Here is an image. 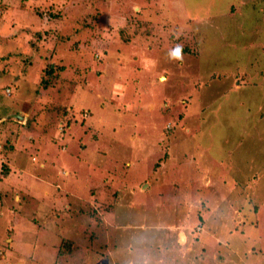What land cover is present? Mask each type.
<instances>
[{
    "label": "rangeland",
    "instance_id": "obj_1",
    "mask_svg": "<svg viewBox=\"0 0 264 264\" xmlns=\"http://www.w3.org/2000/svg\"><path fill=\"white\" fill-rule=\"evenodd\" d=\"M59 1L63 0H0V147L5 141L14 142L11 132L20 129L16 150L10 149L8 155L0 157V162L9 169L11 165L16 167L13 168L16 177L21 173L20 165L27 166L23 172L24 189L19 191L15 182L16 193L22 195L20 202L18 196L5 198L6 189L11 190L8 184L16 178L5 176L6 185H0V238L11 232L5 239L9 246L0 245L3 252L0 264H143L144 243L147 247L158 245L160 252L165 249L174 255L187 252L191 264H235V261L256 264L257 260L258 264H264V221L260 229L262 238L253 241L240 236V250H234L236 238L228 237V223H218L216 233L204 225L201 234L197 233L199 237L190 235L188 228L181 229L185 234L181 230L168 231V166L164 161L168 136L175 132L179 145L184 141L179 115L184 106L190 107L191 100L199 98L198 87L209 88L213 84L205 83V73L202 77L199 72L195 74L198 69L192 68L187 58H198L200 68L206 71L209 68L207 45L215 47L223 39V44H219L222 47L231 41L234 49L230 57L242 48L257 49L254 47L257 37L264 38V0H101L99 9L92 10V6L85 5L90 11L87 13L96 19L94 25L78 26L85 29L90 39L87 43L79 42L78 53L70 52L69 45L65 49L67 53L62 45L53 49L57 39L50 29L60 28L52 17L58 13ZM65 1L61 12L66 10L65 4L72 6L78 0ZM87 1L91 4L92 0ZM231 4L238 14L231 12ZM131 11L135 13L133 18ZM92 26H102L103 31L94 34ZM107 27L110 32L104 31ZM42 28L49 29L50 33ZM123 28L124 32L120 33ZM39 31L43 37L36 41ZM35 41L44 46L40 51L32 47L31 42ZM92 47H95V59L79 53H87ZM181 48H187L188 54H183ZM61 60L67 64L68 71L78 68L82 72L89 66L84 71L90 84L79 89L64 88L60 93L53 89L51 96L37 92L41 68L46 62L61 64ZM204 60L207 67L202 63ZM110 66L116 75L108 73ZM5 84H9L11 91ZM214 91L215 106L220 108L222 116L237 125H250L261 136V142L248 140L239 150H246L242 165L250 168L247 174L250 181L257 182L252 186L264 189V119L257 122L255 108L249 110L247 106L235 104L230 108L229 103L234 101L223 96L221 89L214 88ZM169 102L171 109H168ZM54 104L68 105V116L47 110ZM75 104L88 109L87 126L79 123L83 114L73 115L76 109L70 106ZM245 110L250 115L241 118ZM56 113L60 119L57 123L52 118ZM13 114H25V120L19 122L20 118ZM148 120L157 123L161 130L159 138L158 130L148 124L144 127ZM119 122L126 129L142 131L146 138L151 129L149 139H155L159 145L155 156L136 160V164L129 159L118 160L123 156L120 154H129L126 135L117 137L112 130L111 124ZM194 133L189 135L190 139L204 138ZM227 137L226 134L219 136L221 141ZM116 138L123 152L115 151L109 157L102 155V151L116 149L110 144ZM165 143L167 146L163 149ZM135 154L139 151L133 150L128 156ZM95 187L97 192L93 193ZM117 194L118 199L112 201ZM86 199L100 202L95 205L98 209L90 214L88 206H83L84 212L79 216L78 206ZM68 211L72 214H66ZM153 222L159 223L158 228ZM118 227L124 229L118 231ZM199 238L211 240L203 245L207 253L200 251L201 245L196 241ZM64 248L70 251L63 253ZM249 248L253 249L251 253ZM213 250L219 251L223 259H215Z\"/></svg>",
    "mask_w": 264,
    "mask_h": 264
},
{
    "label": "crops",
    "instance_id": "obj_2",
    "mask_svg": "<svg viewBox=\"0 0 264 264\" xmlns=\"http://www.w3.org/2000/svg\"><path fill=\"white\" fill-rule=\"evenodd\" d=\"M205 83L207 85L208 83H213L214 86L211 84L209 88H205L202 85L198 87L196 91L199 98L197 100L192 99L189 104L190 107L188 105L184 106L183 112L179 114L182 118L181 123L185 133L182 144L179 145L175 132L168 136V151L165 152L164 160L168 166L166 170L168 172V207H170L168 210V231L175 233L177 232L176 230L180 231L188 228L190 235L194 236V234L200 233L204 225L207 226L208 231L213 229L212 232L216 233L215 231L220 227L218 223H228V237L236 238L234 246L237 248L234 250H240L238 246V243L241 242L240 236L247 239L252 238L253 241H258L262 238L260 229L261 224H263L261 221H264V189L262 187H254L257 182H251L248 178L247 174L250 168L242 165L244 164L242 162L243 151L246 153V150H239V147H243L248 140L250 143L253 140L256 142H261L262 140L260 135H256L253 127L232 123L230 118L222 116L220 108L215 106L214 88L218 91L221 89L223 96H226L229 101H234L233 97H239L238 92L241 90L240 81L234 82V91H230L228 88H232L228 86L231 81L219 78L218 75H207ZM235 94H238V97ZM201 103H204L205 106H200ZM231 104L239 106L234 101L229 103L230 108H232ZM192 106L194 107L192 108ZM240 106L246 105L240 103ZM258 106L255 110L258 115L257 122L264 119V107L262 105ZM108 108L103 111H107ZM189 108L191 109L189 110ZM249 110H252V108H249ZM248 113L245 110L240 117L246 118L245 115ZM150 121L148 120L144 127L148 124L153 130H158L157 138H159L161 130L158 129L156 122ZM190 121H193V124ZM238 122L240 121L238 120ZM111 126H113V133L116 131L117 137L123 133L128 138L129 154L133 150L139 151L138 155L135 154L132 157L128 156L129 154H120L121 156L123 155V158L120 157L118 160L129 159V161L136 164V160L151 159V157L155 156L154 153L158 151L159 145L155 144V139H149L153 132L151 129L146 138L142 131H135L134 128L126 129L127 126L121 122L111 124ZM249 126L251 128L244 131ZM259 127L262 129L263 126L260 125ZM193 131H195L194 134L196 135L202 134L204 138L202 140L190 139L189 135H192ZM222 134L228 136L224 141L219 138ZM110 144H114L116 149L113 152L102 151V155L109 157L115 151L123 152L122 149L119 150L120 142L117 138L113 139ZM249 144H247L248 147ZM166 146L165 143L163 149ZM252 173L254 171L251 168ZM254 178L257 181L258 175L256 174ZM108 183L107 181L104 185ZM194 191H196L195 195H193ZM171 208H174V210L172 211ZM180 208L182 209L181 211L179 210ZM151 224H155V228H158L159 223L153 222ZM119 228L123 227H118V231ZM181 232L185 234V230H181ZM181 232H179V239L181 238ZM242 232L243 234L238 236V233ZM214 238L213 236L212 239ZM168 240L171 242L170 238ZM158 241V237H156V242ZM196 241L200 243L198 244L199 246L201 245L200 251L207 253L208 249L205 250L203 245L206 241L210 242L211 240L199 238ZM144 246H146L145 243L142 245V250L145 251L143 252L145 257V261H142L143 264H164L166 262L168 264H191L189 262L190 259H188L189 254L187 252L181 253L182 249H180L178 255H174L165 249L160 252L158 245ZM249 250L251 253L253 249L249 248ZM212 254L215 259H223L219 251L215 252L213 250ZM165 257L166 259H164ZM235 264H239V262L235 261ZM256 264H258V260Z\"/></svg>",
    "mask_w": 264,
    "mask_h": 264
},
{
    "label": "trees",
    "instance_id": "obj_3",
    "mask_svg": "<svg viewBox=\"0 0 264 264\" xmlns=\"http://www.w3.org/2000/svg\"><path fill=\"white\" fill-rule=\"evenodd\" d=\"M65 2L66 1L63 0L62 2L59 3L60 7L58 8V11H57L58 13L55 14V16H52L55 19V22L59 23L58 26L60 27V28L52 27V29H50V30H53V32L55 33V35H53V38L57 39V42H55V43L53 42V49H57L59 47V45H62L64 50H65L66 46L69 45L71 48L69 50L70 52L78 53V51H80L79 42L85 41L87 43L90 40L89 34L85 31V29L78 28V26H86L87 24L94 25L95 24L94 21L96 19V18H94V16H91L90 14L87 13L90 11L87 10V7L85 5L89 4L90 6H92V10H93V8L97 9V7L99 9L101 7L102 3H100L101 0H92L91 4L87 0H78L77 2H75V5H72V6L67 5L69 3L65 4L67 6V8H66V6H63L66 9L65 11H63L64 12L63 13V12H61V9H62L61 7H62V4ZM82 8L85 9L84 13H82L83 11L80 12V10H83ZM230 9H231V12L234 14L239 13V12H237L236 7L233 6L232 4L230 6ZM103 11H104V9H103ZM210 12H212V8H211ZM217 12L219 13L220 11H217ZM92 13H95V12L92 11ZM104 13H105V11H104ZM263 13H264V7H263ZM131 14H132L131 15L132 18L135 17V13L133 11H131ZM207 15H208V13H207ZM129 21L131 22V20H129ZM127 23H128V21H127ZM92 27L95 28V31L93 32L94 34L98 33L99 31H103L102 26H100L99 28L97 26H92ZM263 28H264V26H263ZM124 29L125 28H123V30L122 29L119 30V32L120 33L124 32ZM42 30H44L47 34L50 33L49 29H48L49 31L47 29H43V28H42ZM104 31L110 32V28L107 27V29H104ZM35 36L37 38L36 41L41 40L43 37V33L41 31H39L36 33ZM226 38H224V39H226ZM36 41L31 42L32 47H34L37 51H40L44 46L38 45V43ZM229 42H231V41H229ZM229 42H227L224 46L220 47L223 44V39H221V43L218 41V43L216 44L215 47L212 45H207V47H205V51L209 54L208 55L209 58L207 59V64H208L209 68H206L207 69L206 71L204 68H200L201 65L198 62L199 61L198 58H192L190 60L187 58V60L189 61L188 64H190L192 68L197 67L198 71L195 74H197L199 72L200 77H202L201 75L203 73H205L206 75H209V76L210 75L211 76L218 75L219 78H225V79H227V81L228 80H234V79H236L237 81H240L241 90H240V92H238L239 97H238V94H235L236 97H238V98L233 97V99L237 105L240 106V103H244L250 109L251 108L256 109L257 107H259L258 105H262L264 107V38H258L257 37V40L254 42L255 43L254 47H257V49L255 48V49L247 50L246 48H244V49L242 48L243 51L240 50V52L237 53L236 56H234V57H230V54H231L232 50L234 49V45L232 43H229ZM219 44H221V45H219ZM209 46H211V48H209ZM94 52H95V47H92L89 51H87V53H85L84 51L79 52V53H82L84 55V57L91 55L94 58L95 57ZM181 52L183 54H188L187 53L188 49L187 48H181ZM65 53H67L66 50H65ZM222 57L224 58V62H223ZM44 61H46V60H44ZM89 61L91 64L92 61L91 60H89ZM202 63L207 67L205 60ZM66 66H67V64L64 63L62 60H61V64L54 62V61L49 62V63L46 62L45 65L41 68V76L37 82V86H38L37 92H41L43 94L51 96L54 94V93H51V91L53 89H55V91H53V92L60 93V92H62V90L64 88L73 89L74 86H76V89H79L81 86H86L87 84H90V82L86 80L87 72L84 71V68H87L89 66H85L83 68L82 72L78 68L74 69L72 71H68ZM217 66L219 67L218 69H216ZM107 71L109 74L113 73L114 75H116L113 72V70H111V66ZM69 72L72 73L70 75V77H69ZM103 73H102V76H104ZM228 86L232 87V88L229 87L230 91H234L233 89L235 87V84L233 82H231V84H228ZM5 87H6V89L11 91L9 84L8 85L5 84ZM253 88H256V89L258 88L259 90H256V91L252 90ZM260 89H262V90H260ZM43 94H41V95H43ZM259 95H262L261 98H259ZM248 97H250L251 101L248 99ZM52 106L53 107H49V108L47 107V110L57 111V113L59 112L63 116H68V113H67V112H69L67 110L68 105L64 106V105H60V104H56V105L54 104ZM86 106H89V105H86ZM70 107L76 109L73 111L74 116H76V115L82 116L81 114H83V117L81 118L82 121H80L79 123L82 126H87L86 120H85L86 119L85 115L88 114L87 113L88 109L84 106H81V108H79V104L71 105ZM168 109H171V107H168ZM57 113H56V115L52 116V118H54L56 123L58 122V120H60L57 117ZM22 116L23 117L19 119V122L21 120H23V121L25 120V117H26L25 114H23ZM29 120L30 119H28V121ZM86 129L88 130L89 127ZM11 134L13 135L14 142L12 140H8L9 142L8 141L3 142L1 144V147H0V156L8 155L10 149H12L14 151L16 150V140L20 136V129L18 128V130H16L14 133L11 132ZM1 168H3V171L1 174L0 185H3V183H4V185H6V181L3 180V178L5 176L8 178L10 175H12L13 178H16L13 182H10L11 184H8L9 185L8 188L11 190L6 189L5 198L8 195L14 196V199L16 198V196H18L19 197L18 201L20 202V196H22V195H18V193H20V192L16 193L17 187H16L15 182L16 181L18 182V185H19L18 190L22 191L24 189L23 182L25 180H24L23 176L25 174L20 173L18 175V177H16L15 171L13 170V168L9 169L6 164H0V171H1ZM18 178H23V179L18 181ZM92 192L93 193L97 192L96 187L94 189H92ZM117 192H120V190H118ZM21 193L24 194L25 191L21 192ZM0 194H1V192H0ZM118 197H119L118 194H117V196L114 195V198L112 199V201H116L118 199ZM5 198L3 197V199H2V202L4 201V204H5ZM110 202L111 201H108V203H110ZM98 204H97V202H92L91 200L88 201L86 199V202H84V203L82 202V204H80L78 206V207H80V209H78V215L81 216L82 213L84 212L83 206H88V210H89L90 214H92L93 212H96L98 208H95V205L97 206ZM81 207H83V208H81ZM171 210L173 211L174 208H171ZM179 210L181 211L182 209L180 208ZM161 211H166V208H161ZM66 214L70 215V214H72V211H68ZM62 216H64V215H62ZM10 231H12V229ZM10 233L11 232H8L6 235H2L0 238V242H1L0 245H2L3 248L4 247L7 248L9 246V244L5 242V239L10 237L9 236ZM1 234L2 233H0V235ZM7 242H9V241H7ZM69 248H67V249L64 248L63 253L67 252L69 250ZM205 250H207V249H205ZM2 254H3V252L0 251V257ZM164 264H168V263L166 262ZM239 264H241V262H239Z\"/></svg>",
    "mask_w": 264,
    "mask_h": 264
},
{
    "label": "clouds",
    "instance_id": "obj_4",
    "mask_svg": "<svg viewBox=\"0 0 264 264\" xmlns=\"http://www.w3.org/2000/svg\"><path fill=\"white\" fill-rule=\"evenodd\" d=\"M178 55H179V54H178ZM179 57H180V56H179ZM169 107H170V103H169ZM0 157H2V156H0ZM3 157H4V156H3ZM32 161H35L34 158H32ZM0 164H2V163L0 162ZM7 166H8V165H7ZM10 168H14V169H15L16 167H14L13 165H11ZM26 170H27V166L20 165V172H21V173H23V172L26 171Z\"/></svg>",
    "mask_w": 264,
    "mask_h": 264
},
{
    "label": "water",
    "instance_id": "obj_5",
    "mask_svg": "<svg viewBox=\"0 0 264 264\" xmlns=\"http://www.w3.org/2000/svg\"><path fill=\"white\" fill-rule=\"evenodd\" d=\"M14 116H17L18 118H22L23 116L22 115H20V114H13ZM10 116H12V115H10Z\"/></svg>",
    "mask_w": 264,
    "mask_h": 264
}]
</instances>
